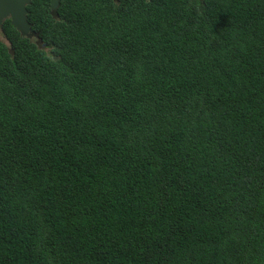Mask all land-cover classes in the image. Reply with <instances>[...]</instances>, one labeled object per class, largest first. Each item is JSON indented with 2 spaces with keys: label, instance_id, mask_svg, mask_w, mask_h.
<instances>
[{
  "label": "trees",
  "instance_id": "obj_1",
  "mask_svg": "<svg viewBox=\"0 0 264 264\" xmlns=\"http://www.w3.org/2000/svg\"><path fill=\"white\" fill-rule=\"evenodd\" d=\"M49 1L0 27V264H264V0Z\"/></svg>",
  "mask_w": 264,
  "mask_h": 264
},
{
  "label": "water",
  "instance_id": "obj_2",
  "mask_svg": "<svg viewBox=\"0 0 264 264\" xmlns=\"http://www.w3.org/2000/svg\"><path fill=\"white\" fill-rule=\"evenodd\" d=\"M60 0H50L49 8L51 14L55 15ZM31 0H0V27L4 20L9 19L11 26L22 37L37 39L38 34L31 30V25L27 21V6ZM41 44L40 40L35 41Z\"/></svg>",
  "mask_w": 264,
  "mask_h": 264
}]
</instances>
